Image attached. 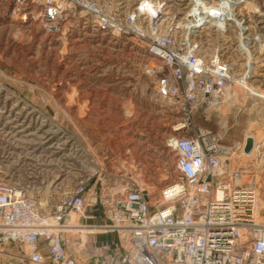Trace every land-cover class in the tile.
I'll return each instance as SVG.
<instances>
[{
	"label": "built area",
	"instance_id": "obj_1",
	"mask_svg": "<svg viewBox=\"0 0 264 264\" xmlns=\"http://www.w3.org/2000/svg\"><path fill=\"white\" fill-rule=\"evenodd\" d=\"M10 1L13 11L29 14L38 6L35 19L51 34L60 32L73 5L101 34L134 38L146 58L142 73L180 117L163 140L174 178L157 189L99 166L79 140L62 134L54 142L51 129L38 134L30 121H19L21 112L48 111L10 85L16 77L0 81V116L9 115L0 122V255L13 245L22 252L5 256L17 264H87L67 245L68 233L81 232L111 235L108 240L119 243L110 264L120 257L121 264H264V220L253 166L241 163L244 138L226 144L193 120L198 108L215 107L218 99L234 103L236 87L261 96L247 85L250 44L261 40L240 12L247 0H189L173 10L167 0ZM201 32L233 37L243 61L225 54L227 47L203 51L195 42ZM9 148L16 162L9 161Z\"/></svg>",
	"mask_w": 264,
	"mask_h": 264
},
{
	"label": "rangeland",
	"instance_id": "obj_2",
	"mask_svg": "<svg viewBox=\"0 0 264 264\" xmlns=\"http://www.w3.org/2000/svg\"><path fill=\"white\" fill-rule=\"evenodd\" d=\"M99 2L108 5L110 0ZM167 4L173 10L189 6V0H167ZM28 10L13 11L10 0H0V81L16 77L18 81L10 85L48 111L43 115L21 112L19 121H30L38 134L51 129L54 142L62 134L79 140L99 166L111 172L121 170L133 181L153 183L158 189L174 178L173 156L163 148V140L180 116L167 101L157 98L153 81L142 73L146 58L141 44L130 36L101 34L78 6L68 9L58 34L41 28L35 19L38 6H33L35 14ZM240 12L261 33V40L250 44L255 68L247 85L262 97L236 87L234 103L226 105L218 99L215 107L198 108L193 120L226 144L247 135L260 143L241 163L253 166L260 219L264 220V0H247ZM195 39L206 53L211 46L227 47L225 54L237 63L243 61L233 51V37L224 41L221 36L201 32ZM8 116H0V122ZM9 151H14L9 161L16 162L17 152ZM121 160L126 161L125 168ZM9 166L17 172L18 166ZM108 239L111 235L70 232L67 245L87 264H110V251L121 247ZM2 248L0 264H17L5 255L22 250L13 245ZM122 259L114 258L111 264H121Z\"/></svg>",
	"mask_w": 264,
	"mask_h": 264
},
{
	"label": "bare ground",
	"instance_id": "obj_3",
	"mask_svg": "<svg viewBox=\"0 0 264 264\" xmlns=\"http://www.w3.org/2000/svg\"><path fill=\"white\" fill-rule=\"evenodd\" d=\"M83 37V36H82ZM246 63H244V67L246 66L245 65ZM254 68H255V60H252V63L250 62L249 63V65L247 66V67H245V70L247 71V75L249 76V78L251 77V73H254ZM244 70V72H243V75H242V77L244 78V76H245V71ZM245 139V138H244ZM244 139H243V141H244ZM254 143H255V145H256V139L254 138ZM254 151H255V147L251 150V152L250 153H248V154H245V156H250V155H252V153H254ZM84 228H87V230H89L88 232H90V231H93L94 230V228H92V227H84ZM84 228H83V230H84ZM86 232V231H85Z\"/></svg>",
	"mask_w": 264,
	"mask_h": 264
},
{
	"label": "water",
	"instance_id": "obj_4",
	"mask_svg": "<svg viewBox=\"0 0 264 264\" xmlns=\"http://www.w3.org/2000/svg\"><path fill=\"white\" fill-rule=\"evenodd\" d=\"M244 142L245 144H244L243 152L245 154H248L251 152V150L254 147V137L252 135H247L245 136Z\"/></svg>",
	"mask_w": 264,
	"mask_h": 264
}]
</instances>
